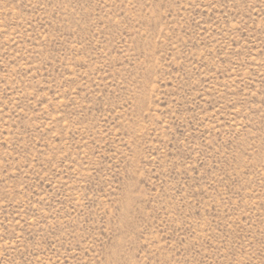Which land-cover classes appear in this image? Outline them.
<instances>
[{"label": "rangeland", "instance_id": "obj_1", "mask_svg": "<svg viewBox=\"0 0 264 264\" xmlns=\"http://www.w3.org/2000/svg\"><path fill=\"white\" fill-rule=\"evenodd\" d=\"M0 264H264V0H0Z\"/></svg>", "mask_w": 264, "mask_h": 264}]
</instances>
